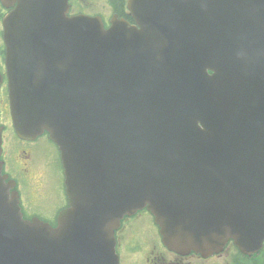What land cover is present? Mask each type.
<instances>
[{
    "label": "water",
    "instance_id": "obj_1",
    "mask_svg": "<svg viewBox=\"0 0 264 264\" xmlns=\"http://www.w3.org/2000/svg\"><path fill=\"white\" fill-rule=\"evenodd\" d=\"M2 1L17 2L4 19L15 124L26 135L47 128L60 142L76 208L58 229L24 220L5 200L0 168V264H110L112 228L146 203L168 239L179 229L178 243L231 234L250 251L262 247L264 27L228 25L221 0H131L141 28L122 25L133 40L122 43L118 26L105 32L96 18H48L55 0ZM63 45L79 48L80 60L62 61ZM206 149L217 157H200ZM213 156L241 198L229 195V209L211 200L207 229L178 228L188 207L171 214L162 203L192 187V162Z\"/></svg>",
    "mask_w": 264,
    "mask_h": 264
},
{
    "label": "rangeland",
    "instance_id": "obj_2",
    "mask_svg": "<svg viewBox=\"0 0 264 264\" xmlns=\"http://www.w3.org/2000/svg\"><path fill=\"white\" fill-rule=\"evenodd\" d=\"M86 2L90 3V2H95V4H97V9L103 11L104 13H108L109 12V8L110 5L107 4L106 0H85L83 1L84 4H86ZM54 165L52 166L51 170H50V180H51V190L54 192H57L59 195H61L59 192H62V180H63V170H62V165L57 161L53 162ZM44 201L39 197L38 201H37V205H36V209L38 211H35L34 213L36 214H44L46 215L50 209L46 206H43ZM60 207V203L58 204V206L56 207L55 211L52 213L51 216L48 217H54L58 208ZM224 258V262L227 261V259H229V255L225 254L223 256Z\"/></svg>",
    "mask_w": 264,
    "mask_h": 264
},
{
    "label": "flooded vegetation",
    "instance_id": "obj_3",
    "mask_svg": "<svg viewBox=\"0 0 264 264\" xmlns=\"http://www.w3.org/2000/svg\"><path fill=\"white\" fill-rule=\"evenodd\" d=\"M145 264H161L160 262H158L156 259H145ZM169 264H193L192 262L188 261V262H184L183 258L175 261V262H171Z\"/></svg>",
    "mask_w": 264,
    "mask_h": 264
}]
</instances>
